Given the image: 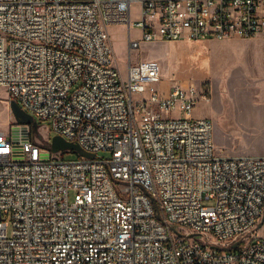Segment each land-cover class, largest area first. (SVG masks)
Returning a JSON list of instances; mask_svg holds the SVG:
<instances>
[{"label": "built area", "instance_id": "obj_1", "mask_svg": "<svg viewBox=\"0 0 264 264\" xmlns=\"http://www.w3.org/2000/svg\"><path fill=\"white\" fill-rule=\"evenodd\" d=\"M113 26L130 52L254 39L264 0H0V86L94 155L66 161L29 125L0 131V264H264V156L216 153L213 122L193 116L206 87L160 89L159 64L131 53L124 75Z\"/></svg>", "mask_w": 264, "mask_h": 264}, {"label": "rangeland", "instance_id": "obj_2", "mask_svg": "<svg viewBox=\"0 0 264 264\" xmlns=\"http://www.w3.org/2000/svg\"><path fill=\"white\" fill-rule=\"evenodd\" d=\"M139 2H134L132 21L139 19ZM117 64L127 74L130 60L134 63L155 61L159 64L163 83L159 86L194 85L206 87L211 92L208 103L198 104L195 118H209L214 125L216 153L225 157L264 156V37L254 39L231 38L227 40L141 41L140 48L129 51L128 30L110 28ZM141 31L131 30L133 40L141 39ZM7 90L0 86V131L8 133L15 118L10 108ZM50 122L35 118V134L50 143ZM43 136V137H42ZM40 141V140H39ZM41 142V141H40ZM42 143V142H41ZM100 158L110 154L101 152ZM82 156L66 151L63 159L75 161ZM74 193L72 192L71 196ZM205 205H212L211 202ZM253 237L264 239V221Z\"/></svg>", "mask_w": 264, "mask_h": 264}, {"label": "water", "instance_id": "obj_3", "mask_svg": "<svg viewBox=\"0 0 264 264\" xmlns=\"http://www.w3.org/2000/svg\"><path fill=\"white\" fill-rule=\"evenodd\" d=\"M10 108L14 115L15 121L20 125H29L32 126L34 124V118L28 114L25 110L21 108V106L16 101L10 102ZM51 147L53 152L60 151H73L82 157L86 158H94V155L89 154L82 150V148L75 143L68 142L60 136H54L51 139ZM264 221V218L262 222ZM262 227V223L260 224ZM234 249L237 248V244L233 246Z\"/></svg>", "mask_w": 264, "mask_h": 264}, {"label": "trees", "instance_id": "obj_4", "mask_svg": "<svg viewBox=\"0 0 264 264\" xmlns=\"http://www.w3.org/2000/svg\"><path fill=\"white\" fill-rule=\"evenodd\" d=\"M31 128H32L33 132H35V127L33 125L31 126Z\"/></svg>", "mask_w": 264, "mask_h": 264}]
</instances>
